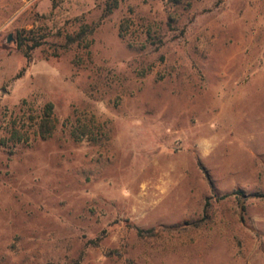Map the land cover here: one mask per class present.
Wrapping results in <instances>:
<instances>
[{
  "label": "rangeland",
  "instance_id": "obj_1",
  "mask_svg": "<svg viewBox=\"0 0 264 264\" xmlns=\"http://www.w3.org/2000/svg\"><path fill=\"white\" fill-rule=\"evenodd\" d=\"M0 264H264V0H0Z\"/></svg>",
  "mask_w": 264,
  "mask_h": 264
},
{
  "label": "trees",
  "instance_id": "obj_2",
  "mask_svg": "<svg viewBox=\"0 0 264 264\" xmlns=\"http://www.w3.org/2000/svg\"><path fill=\"white\" fill-rule=\"evenodd\" d=\"M18 45L19 47L25 46L27 49L26 57L28 58L29 53L33 51L35 48L39 46V43H35L29 39L23 38L21 35H17ZM53 107L51 104H47L43 109V116L39 120V123L37 125V130L39 132V135L42 139L47 138L51 134V130L53 129L54 125V118H53ZM16 128V127H15ZM11 129L10 131V139L12 141H20L22 140V134L20 133V130L18 129ZM237 201L243 202V197L241 193H237ZM244 207L242 206V209ZM196 224H182L175 226L174 228H165V227H154L148 230H142V229H136L137 236L140 239L146 240V239H152L160 235L162 231H182L185 232L192 228ZM106 233H102V235L99 237V239Z\"/></svg>",
  "mask_w": 264,
  "mask_h": 264
},
{
  "label": "water",
  "instance_id": "obj_3",
  "mask_svg": "<svg viewBox=\"0 0 264 264\" xmlns=\"http://www.w3.org/2000/svg\"><path fill=\"white\" fill-rule=\"evenodd\" d=\"M10 40V37H9V39H8V41Z\"/></svg>",
  "mask_w": 264,
  "mask_h": 264
}]
</instances>
